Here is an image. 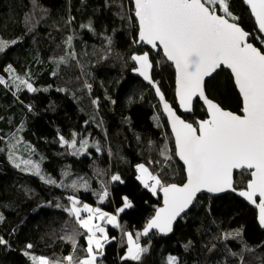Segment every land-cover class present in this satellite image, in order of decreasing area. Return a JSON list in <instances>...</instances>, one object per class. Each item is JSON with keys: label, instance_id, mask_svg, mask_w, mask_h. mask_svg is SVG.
<instances>
[{"label": "trees", "instance_id": "obj_1", "mask_svg": "<svg viewBox=\"0 0 264 264\" xmlns=\"http://www.w3.org/2000/svg\"><path fill=\"white\" fill-rule=\"evenodd\" d=\"M133 7V0H0V40L9 45L0 52V76L7 82L0 84V236L8 242L0 245V264H33L23 254L29 243L33 247L28 251L37 257L61 262L69 255L74 261L85 258V235L76 237L75 249L63 238L74 230L84 232L64 211L73 195L81 204L115 214L124 207V197L132 204L118 214L120 227L106 224L109 239L102 258L106 264H168L169 256L177 257L178 264H264V229L257 210L236 194L200 196L171 237H140V244L148 248L141 261L121 259L127 252L126 233L135 239L162 204L159 189L153 195L137 179V165H147L165 184L185 181L168 122L164 116L161 121L152 116L160 109L154 91L131 73L132 54L153 52L138 40ZM229 9L264 52L260 43L264 37L244 0H230ZM89 23L91 29L81 27ZM13 40L17 43L11 44ZM66 48L75 58L57 69L52 59L67 56ZM152 61L154 79L179 111L173 66L161 50L152 53ZM9 65L39 91L23 86L17 91L6 71ZM86 80L90 89L85 88ZM206 91L224 108L241 111L242 99L224 68L207 81ZM183 116L196 122L205 119L207 111L197 101L193 114ZM6 129L17 130L44 155V170L58 185L15 167L7 154L11 135ZM75 132L90 141L78 154L60 141L63 136L71 142ZM157 132H163L164 139L162 135L156 140ZM76 140L78 149L81 140ZM112 175H119L122 182L111 181ZM250 179L249 171L238 173L235 187L246 188ZM85 181L87 190L80 187ZM103 187L109 195L100 201L97 193ZM236 230H241L243 243L220 238ZM245 244L253 251H244Z\"/></svg>", "mask_w": 264, "mask_h": 264}, {"label": "snow or ice", "instance_id": "obj_2", "mask_svg": "<svg viewBox=\"0 0 264 264\" xmlns=\"http://www.w3.org/2000/svg\"><path fill=\"white\" fill-rule=\"evenodd\" d=\"M229 2L230 0H135L139 41L146 42L153 48L162 46L167 60L173 62L176 69V95L180 107L191 111L194 98H199L207 106L208 118L198 121L196 127L181 119L165 101L158 82L152 81L150 70L153 65L148 53L132 56V60L139 65L134 71L154 87L163 102V112L167 114L174 133L176 154L186 165L187 180L183 185L165 184L159 175H153L144 164L137 165L140 173L137 179L145 188H149L153 195L157 194L158 189L163 193V206L156 209L155 215L148 220L143 232L136 234L135 239L132 233H126L127 252L121 259L141 261L148 248L140 244V237L148 236L152 230L160 234L172 232L177 218H183L182 214L187 215L195 206L197 193L203 190L209 193L236 191L233 187L234 169L250 170L251 179L247 183V190L239 191V195L259 209L258 222L264 228V52L249 42V39L253 38L252 34L241 27L240 18L235 17L229 9ZM247 3L259 32L264 34V0H247ZM217 8L224 14H217ZM81 27L91 29V23ZM72 40V36L67 38L69 47ZM15 43L17 41H11V44ZM260 43L264 44V39L260 40ZM8 46V43L0 40V52ZM68 57L75 58V53H68L55 61L58 67L59 64L67 63ZM222 67L230 69L233 74L234 82L242 96V115L222 109L205 93L206 78H212ZM6 71L11 74L17 91L22 90L21 86L29 92L39 91L28 79L16 75L11 65ZM6 83L4 77L0 76V84ZM88 88L90 89L91 85H88ZM96 103L94 100L93 104ZM73 136L75 137V134ZM60 141L75 149L73 154H78L88 147L87 140H81L78 149L75 138L69 142L61 136ZM12 147L15 148V145ZM96 147L99 151V146ZM9 159L14 162L15 167H21L20 163H15L14 152L10 154ZM21 163L25 165L22 170L33 171L43 182L57 183L51 177L42 175L38 164H33L30 160ZM111 181L122 182L119 175H112ZM72 187L76 188V184ZM80 187L87 190L89 186L85 181ZM97 195L100 201H104L109 195L107 188L103 187L102 192ZM123 199L124 207L118 209L116 215H109L86 203L79 206L81 202L74 195L68 197L70 207H65L64 211L74 218L79 229L84 232L74 230L63 238L71 242L75 249L76 237L85 235V258L74 261L73 256L69 255L61 262L43 256L37 257L28 251L33 247L31 243L25 246L23 254L29 256L33 264H98V257L103 256L104 244L109 238L105 227L94 221L99 219L114 227H120L117 222L118 214L125 208L132 207L127 197ZM56 207L61 205L57 204ZM2 221L3 216L0 214V222ZM220 238L225 241L238 239L243 243L241 230L225 233ZM7 243L0 236V245L7 246ZM244 251L251 252L253 249L245 244ZM230 254L238 255L235 252ZM168 264H178L177 257L169 256Z\"/></svg>", "mask_w": 264, "mask_h": 264}, {"label": "water", "instance_id": "obj_3", "mask_svg": "<svg viewBox=\"0 0 264 264\" xmlns=\"http://www.w3.org/2000/svg\"><path fill=\"white\" fill-rule=\"evenodd\" d=\"M244 3H245V5L250 9V13H251V15H252V17H253V19H254V21H255V24H256V26H257V29H258V25H257V22H256V20H255L254 15H253L252 12H251L250 5L247 3V0H244ZM133 4H134V8H135V0H133ZM217 14H219V15H223V14L219 13L218 10H217ZM136 21H137V23H138V19H137V18H136ZM241 27L243 28L242 25H241ZM243 29H244V28H243ZM244 30H245V29H244ZM245 31H246V30H245ZM258 31H259V30H258ZM247 32H248V31H247ZM138 33H139V24H138ZM249 33H250V32H249ZM260 34L264 37V34H262V33H260ZM250 39H251V38H250ZM250 39H249V42L252 43L254 46H256L253 42L250 41ZM138 40H139V36H138ZM139 42H140V43H143L145 46H147L151 51H153V52H155V53H157V52H159V51L161 50L162 53H163L164 58L167 60V58H166V56H165V54H164V52H163V48H162V46H159V45H158L156 48H153L151 45L147 44L146 42H142V41H139ZM256 47L259 48V49L262 51V49H261L260 47H258V46H256ZM262 52H263V51H262ZM147 53H148V55H149V60H150V62H151L152 65H153L152 69L150 70L151 79H152V81L157 82V81L154 79V77H153L154 63H153V61H152L151 58H150V54H149V52H147ZM133 61H134V60H133ZM167 62H168L170 65H172L173 68H174V70H175V96H176L177 106H178V108H179V111H178V110L172 105L171 102L168 101V99L166 98L165 94H164L163 91L161 90V87H160V85H159V83H158V86H159L161 92L164 94L165 101H166L167 103H169V104L172 106V108L174 109V111L176 112V114H177L178 116H180V118L183 119V120H184V116H183V115L193 114V112H194V105H195V101H196V100H200V102L203 104V106L205 107V109H206V111H207V106H206V105L203 103V101H202L201 99H199V98H194V100H193V104H192V108H191V111H185L183 108L180 107L179 100H178V97H177V95H176V89H177V83H176V76H177V73H176V69H175V66H174L173 62L168 61V60H167ZM134 63L136 64L137 67L139 66L138 63H137L136 61H134ZM137 67H136V68H137ZM223 68L231 73V70H230V69H227L226 67H222L221 69H223ZM221 69H218L217 72H216L214 75H216ZM132 73H133L134 76L141 78V79L143 80V82H144L146 85L150 86V87L153 89V91H154V93H155V95H156V97H157L158 101L160 102L161 107H162V109H163V102L160 101L158 95H157L156 92H155L154 87H153L151 84H149L148 81H145V80L143 79V77L140 76V75H139L137 72H135L134 70L132 71ZM214 75H213V76H214ZM231 75H232V77H233V74H232V73H231ZM210 79H211V78H210ZM233 79H234V77H233ZM208 80H209V79L206 78V82H205V84H207V81H208ZM234 84H235V82H234ZM235 87H236V89H237V91H238V93H239V95H240V97H241V99H242V96H241V94H240V92H239V89H238V86H237L236 84H235ZM205 93H206V95H207V97H208L209 99L213 100L212 98H210V97L208 96L207 91H206V86H205ZM213 101H214L215 103H217L218 105L221 106V104H219V103L216 102L215 100H213ZM221 108L224 109V110H227V111H231V112H233L234 114L242 115V109H241V111L238 113V112L232 111V110H230V109L224 108L223 106H221ZM180 112H181L183 115H181ZM163 114L165 115V117H166V119H167V122H168V125H169V127H170V130H171V132H172L171 125H170V121H169V119H168V117H167V114L164 113V112H163ZM207 118H208V113H207V117H206L205 119H207ZM205 119H201V120H205ZM201 120H197V122H198V121H201ZM184 121H185V120H184ZM185 122H186V121H185ZM187 123H188V122H187ZM193 126L195 127V125H193ZM172 135H173V138H174V144H175V137H174V133H173V132H172ZM175 150H176V145H175ZM176 155H177V154H176ZM177 159H178V161L181 163V165L184 167V169H185V174H186V165H185L184 162L179 158L178 155H177ZM247 171L250 172V170H247ZM241 172H242V171H241V170H238V169H234V170H233V187L236 189V191L227 190V191H225V192H221V193H209V192H207L206 190H203V191H201L200 193H197V200H198V198H199L200 196H202V195H210V196H213V197H219V196H223V195H226V194H236L237 196H240V195H239V191H241V190H247V186H246V188L241 189V190H240V189H237V188L235 187L236 175H237L238 173H241ZM186 177H187V176H186ZM185 182H186V180H185L182 184H179V183H172V184L183 185ZM159 195L162 197V204H161V206H160V207H162V206H163V193L159 191ZM240 197H241V196H240ZM241 198H242L243 200H245V202H247L248 204H250L253 208H255V209L257 210V214L259 215V209H258L254 204H252L251 202H249V201H248L246 198H244V197H241ZM257 202H259V197H257ZM190 210H191V209H190ZM190 210H189V211H190ZM189 211H188V212H189ZM188 212H187V213H188ZM258 215H257V220H258ZM182 216H184V215L182 214ZM180 219H181V218H177V221L174 222V224H173V231L170 232V233H167V234H160V233H157L156 230H152V231L149 233L148 236H143V237H144V238H147V237H149V236L152 235V234H159V235L162 236L163 238H169V237H171V236L173 235V233H174V229H175V227H176V225H177V223H178V221H179ZM262 229H264V228H262ZM141 232H143V230H142Z\"/></svg>", "mask_w": 264, "mask_h": 264}, {"label": "rangeland", "instance_id": "obj_4", "mask_svg": "<svg viewBox=\"0 0 264 264\" xmlns=\"http://www.w3.org/2000/svg\"><path fill=\"white\" fill-rule=\"evenodd\" d=\"M217 10L221 13V14H224L219 8H217ZM73 53V51H72ZM93 102V101H92ZM96 105V104H95ZM83 140H87L88 141V146H90V141L86 138V139H83ZM17 141H19V143H17ZM77 141V140H76ZM15 145V148H13L12 146ZM78 145V142L77 144ZM95 147L98 145L100 147V144L98 142H95L93 144ZM6 148H7V154L8 156H10L11 153H15V163H20L21 164V167L19 169H24L25 168V165L23 163H21L22 161L24 160H30L32 161L33 164H38L39 165V168H40V171H41V174L46 176V177H51L52 179H54L56 182L57 180L52 176L50 175L49 173H47L45 170H44V162H45V157L42 153H40V151L33 145H30L29 143H27L23 138L22 136L20 135V133H16L15 135H11L9 138H8V141L6 142ZM12 161V160H11ZM12 163L14 164V162L12 161ZM15 165V164H14ZM140 165V164H139ZM145 165V164H144ZM149 171L155 175L151 170L150 168L145 165ZM25 172H28V173H31L33 175L34 172L33 171H26V170H23ZM139 172V171H138ZM140 175V173H139ZM37 176V175H36ZM58 183V182H57ZM56 183V184H57ZM149 183L151 184L152 182L149 181ZM58 185V184H57ZM157 193H158V190H157ZM88 204V203H86ZM83 204H80L79 206H82ZM90 205L91 207L93 208H96L98 206H94V205H91V204H88ZM100 208V207H98ZM101 209V208H100ZM101 211L105 212V213H108L109 215H116L115 213H109V212H106L105 210L101 209ZM82 215H87L86 213H82ZM117 222H118V216H117ZM94 223H99L101 224L103 227H105V230L107 232V227H106V221H103V220H95ZM99 235V234H98ZM108 235V233H107ZM126 255V253H125ZM100 259H98V264H106L105 261L102 260L103 256H100L98 257Z\"/></svg>", "mask_w": 264, "mask_h": 264}, {"label": "bare ground", "instance_id": "obj_5", "mask_svg": "<svg viewBox=\"0 0 264 264\" xmlns=\"http://www.w3.org/2000/svg\"><path fill=\"white\" fill-rule=\"evenodd\" d=\"M133 15H134V18H135V20H136V17H135V8L133 7ZM68 53H72L70 50H68L67 48H66V54H68ZM143 53H147V52H142V53H134V54H132V56L133 55H142ZM152 53H154V54H156L155 52H152ZM152 53H149L150 54V58H151V60H152ZM132 56H131V59H132ZM71 57H68V60L70 59ZM59 60V59H58ZM57 60V61H58ZM56 59H55V57H54V59H52V62L54 63V64H56ZM132 62H133V65H134V67H133V69L131 70V73H132V71L137 67L136 66V64L134 63V61L132 60ZM57 65V64H56ZM59 66H60V64H59ZM69 66H71V65H69ZM57 69H59V67H58V65H57V67H56ZM132 75H133V73H132ZM134 76V75H133ZM134 77H136V76H134ZM136 78H138V79H140L141 81H143L141 78H139V77H136ZM12 84L13 85H15L13 82H12ZM88 85H89V81L88 80H86L85 81V88L87 89L88 88ZM161 87V86H160ZM161 90L163 91V93L165 94V92H164V90L162 89V87H161ZM156 96V95H155ZM156 99H157V97H156ZM197 101H199L200 102V100H196L195 101V103L197 102ZM157 102H158V104H159V106H160V109L159 110H155L153 113H152V116H154V120L156 121L157 119H160V121L163 119V116H164V118L166 119V117H165V115L163 114V109H162V107H161V104H160V102L158 101V99H157ZM202 104V103H201ZM154 120H152V123H154L153 121ZM184 120L186 121V122H188V123H192L193 125H195V127L197 126V121L196 122H192V121H189V120H187V119H185L184 118ZM166 121H167V119H166ZM168 127H169V125H168ZM5 132H7V134H9V135H15L16 133H17V130L16 131H12L11 132V130H9V129H6V130H4ZM169 131H170V133H171V135H172V132H171V130H170V127H169ZM153 132L154 133H156L154 130H153ZM157 133H159V132H157ZM166 133V132H165ZM73 134H75V139H80V140H83V139H85L86 137H87V135H80V134H77L76 132L75 133H73ZM163 135V139H164V134H163V132H160L158 135H153V137L157 140V139H159V138H161V136ZM172 138H173V135H172ZM162 139V140H163ZM173 140H174V138H173ZM184 168V167H183ZM137 172H138V170H137ZM184 174H185V169H184ZM138 176H139V172H138ZM184 178H185V180H187V177H186V174H185V176H184ZM210 196V195H209ZM211 197H213V196H211ZM258 221V220H257ZM259 223V222H258ZM260 225V224H259ZM261 227V226H260ZM262 228V227H261ZM142 238H144L143 236H142ZM148 238V237H147ZM145 239V238H144Z\"/></svg>", "mask_w": 264, "mask_h": 264}, {"label": "flooded vegetation", "instance_id": "obj_6", "mask_svg": "<svg viewBox=\"0 0 264 264\" xmlns=\"http://www.w3.org/2000/svg\"><path fill=\"white\" fill-rule=\"evenodd\" d=\"M220 13V12H219Z\"/></svg>", "mask_w": 264, "mask_h": 264}]
</instances>
